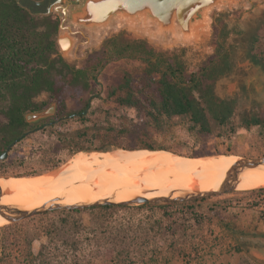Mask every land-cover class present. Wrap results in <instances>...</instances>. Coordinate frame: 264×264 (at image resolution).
Instances as JSON below:
<instances>
[{
	"label": "rangeland",
	"instance_id": "374dc122",
	"mask_svg": "<svg viewBox=\"0 0 264 264\" xmlns=\"http://www.w3.org/2000/svg\"><path fill=\"white\" fill-rule=\"evenodd\" d=\"M217 8L220 7L209 12L207 37L198 42L144 30L137 24L114 23L96 36L87 34L90 36L87 41L80 38L81 42L70 58L57 51L66 63L81 67L85 58L99 49L106 39L121 35L124 39H144L154 49L167 54L182 52L186 67L195 68L214 51L210 13L211 16L220 13L228 28L241 30V40L237 35L229 40L238 47L237 60L245 63L250 53L264 66V0H237ZM52 15L60 22L58 14ZM144 67L142 61L134 58L110 60L89 77L87 89L68 88L64 95L66 109L75 113L54 123L51 129L42 127L22 137L11 147L7 157L0 159V179L11 178L26 183L70 164L74 157L86 152L68 155L66 149L57 147L58 133L92 125L116 129L123 120L144 122L143 112L117 101L124 92L115 89L122 83L125 73L129 74L131 84L139 88ZM228 80L216 83L218 95L236 92V84ZM246 83H252L257 92L242 90L236 94V120L243 110L264 111V73L253 71ZM112 89L115 92L110 94ZM35 100L48 101V105L51 102L46 92ZM84 100L87 101L85 112H82L85 117L80 120L77 117L81 114L76 111ZM50 119L49 116L34 124ZM188 124V117L173 116L161 132H154L152 139L156 144L169 147V150H160L181 157L264 155V137L260 136L258 127L238 129L227 138L191 133ZM118 140L125 144V138ZM117 148L120 147H111ZM249 190L234 189L202 198L204 200L200 202L185 201L190 202V206L171 205L166 208L170 217L163 215L157 207L137 204L125 205L128 208L122 209H77L78 212L56 209L16 222L0 223V264L5 260L18 262L23 259L28 249L27 241L36 253L48 242L46 233L53 238L48 243L53 264H264V193H248ZM6 239H14V243L5 244Z\"/></svg>",
	"mask_w": 264,
	"mask_h": 264
},
{
	"label": "trees",
	"instance_id": "16d2710c",
	"mask_svg": "<svg viewBox=\"0 0 264 264\" xmlns=\"http://www.w3.org/2000/svg\"><path fill=\"white\" fill-rule=\"evenodd\" d=\"M38 11L36 8L22 7L18 0H0V154L25 131L38 125L26 122L24 115L29 111L44 109L49 102L36 101L35 97L43 92L48 94L49 100L56 104L53 119L75 113L66 109V90L71 87L87 89L89 77L94 76L99 68L110 60L125 57L138 59L145 67L139 89L129 83L128 73L123 75V83L115 89L123 91L124 95L117 97V101L143 112L145 121L131 123L123 120L116 129L92 125L58 133L57 147L66 149L68 155L82 150L108 151L111 147L169 150L165 145L156 144L152 137L154 132H161L173 116L188 117V131L205 137L217 135L229 138L238 129L249 130L252 127H258L260 136L264 137V111L243 110L236 120V100L220 97L215 92L217 80L227 76L233 66L232 47L228 44L230 35L224 27L212 37L213 53L195 68L186 67L182 52L167 54L154 49L144 39H124L121 35L106 39L100 49L92 51L85 58L83 66L76 67L66 63L57 51L58 18L52 14H37ZM114 92L112 89L110 94ZM86 103L84 100L76 111L81 114L77 117L80 120H84L82 112ZM54 125H46L42 129H51ZM122 138H125V144L118 140ZM247 192L263 194L264 187ZM190 204L143 203L139 206L157 207L163 215L170 217L166 208ZM94 208L128 207L103 205L87 209ZM78 211L72 209L64 212ZM46 234L48 242L36 253L27 241L28 249L23 259L18 262L5 260L3 264H53L52 249L48 244L53 238L50 233ZM13 243L14 239L5 241V244Z\"/></svg>",
	"mask_w": 264,
	"mask_h": 264
},
{
	"label": "bare ground",
	"instance_id": "6f19581e",
	"mask_svg": "<svg viewBox=\"0 0 264 264\" xmlns=\"http://www.w3.org/2000/svg\"><path fill=\"white\" fill-rule=\"evenodd\" d=\"M235 156L181 157L166 150L122 148L86 151L70 164L26 183L0 179V205L30 209L53 199L72 204L102 196L153 197L217 189L238 159ZM260 187H264V164L243 169L235 183V189ZM8 222L0 211V223Z\"/></svg>",
	"mask_w": 264,
	"mask_h": 264
},
{
	"label": "water",
	"instance_id": "95a60500",
	"mask_svg": "<svg viewBox=\"0 0 264 264\" xmlns=\"http://www.w3.org/2000/svg\"><path fill=\"white\" fill-rule=\"evenodd\" d=\"M237 0H50L43 11L37 14L50 15L56 13L60 17L56 36L57 50L63 57L70 58L75 54L80 38L89 40L108 26L141 25L142 28L172 38H185L195 42L204 40L208 34L209 12L214 7H225ZM19 4L31 9L45 4L46 0H18ZM30 3V4H29ZM30 6V7H29ZM152 33V32H151ZM55 103L39 111L26 112L24 118L28 123H35L53 115ZM85 112V111H83ZM70 114L69 116H72ZM68 116H62L50 121L52 125ZM12 141L0 154V159L7 157L8 151L22 137ZM264 164V155L257 157L238 156L230 166L224 180L217 189L211 190H180L177 195L145 197L134 195L122 201L104 198L94 201H81L72 204L60 203L56 199L27 209L17 205H0V211L9 222H16L48 211L85 209L103 205H137L143 203L164 204L169 202H185L202 199L235 189V183L240 172L249 167Z\"/></svg>",
	"mask_w": 264,
	"mask_h": 264
},
{
	"label": "flooded vegetation",
	"instance_id": "af4514ba",
	"mask_svg": "<svg viewBox=\"0 0 264 264\" xmlns=\"http://www.w3.org/2000/svg\"><path fill=\"white\" fill-rule=\"evenodd\" d=\"M47 2L45 4H43L42 6L38 7H34L36 9H45V6L47 5L48 1L50 0H46ZM30 4V3H29ZM217 9H220V8H217ZM209 17V16H208ZM210 18H211V23H212V37L216 34V32H219L221 29H226L228 32H229V38H228V44L231 45L232 47V61H233V66H232V69L230 71V73L227 75V76H224L222 78H220L219 80H222V79H229L228 81H230L229 83H235L236 84V92H234V94H230V93H226L224 95H219L220 97H223V98H234L236 100V94L242 90H249L251 91L253 94H255L257 91H255L253 89V84L252 83H246V78L247 77H250L252 74H253V71L254 72H262L264 73V66L261 62H258V59L254 57V55L250 54L248 55L247 59H245V63H241L240 61L237 60V57L239 56L238 54V47L236 46V44L232 43L231 41H229L233 36L237 35L238 37L241 35V30L238 29V30H234L235 28H228L227 24L225 23L224 21V18L223 16L220 14V13H212V16H211V13H210ZM240 39V37H239ZM241 40V39H240ZM213 45V43H212ZM101 48V47H100ZM99 48V49H100ZM213 48H214V45H213ZM240 53V52H239ZM217 80V82L219 81ZM123 79H122V83H123ZM227 81V82H228ZM216 82V83H217ZM120 83V84H122ZM129 83L131 84V80H129ZM139 83H140V79H139ZM215 83V92H216V84ZM119 85V84H118ZM132 85V84H131ZM228 85V84H226ZM133 86V85H132ZM227 87V86H226ZM140 88V86H139ZM139 88H136V89H139ZM119 90V89H117ZM255 92V93H254ZM217 94V93H216ZM218 95V94H217ZM51 103H54V102H50ZM237 103V101H236ZM49 104V105H50ZM48 105V106H49ZM47 106V107H48ZM46 108V107H45ZM55 112H56V104H55ZM55 112L52 116L50 117H53L55 115ZM57 119V118H56ZM52 120H55V119H50L49 121H43L41 122V124L37 125L36 127L32 128V129H28L27 131H31V130H38L39 128H42V127H45L46 125H49L48 123ZM25 131V132H27ZM24 132V133H25ZM33 132V131H32ZM23 133V134H24ZM31 133V132H30Z\"/></svg>",
	"mask_w": 264,
	"mask_h": 264
}]
</instances>
